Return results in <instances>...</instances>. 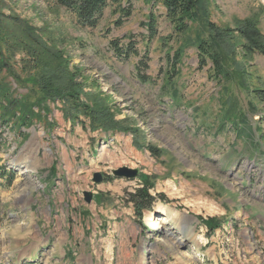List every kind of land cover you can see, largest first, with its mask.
<instances>
[{"label":"rangeland","instance_id":"rangeland-1","mask_svg":"<svg viewBox=\"0 0 264 264\" xmlns=\"http://www.w3.org/2000/svg\"><path fill=\"white\" fill-rule=\"evenodd\" d=\"M121 3L131 7L129 17L112 4L90 29L54 0L5 1L6 15L69 61L84 101L86 94L105 97L115 119L137 132L93 129L82 113L68 117L64 100H41L38 70L20 43L28 39L4 20L0 83L8 96L0 94V102L17 100L16 114L29 117L23 123L0 107V264H264V99L246 89L264 88V57L246 58L247 86L235 74L220 83L190 44L199 32L206 37L198 22L175 39L161 5ZM209 11L219 26L253 19L264 33V0H210ZM150 15L157 28L151 42L144 27ZM115 38L149 49L151 83L137 80V57L114 55ZM179 48L180 75L170 85L167 54ZM243 116L253 141L236 134ZM123 166L138 169V177L115 176ZM9 170L14 181L6 187ZM95 173L104 175L100 183ZM147 182L157 201L143 212V227L126 193ZM160 204L178 211V222L151 226L146 217H162Z\"/></svg>","mask_w":264,"mask_h":264},{"label":"trees","instance_id":"trees-1","mask_svg":"<svg viewBox=\"0 0 264 264\" xmlns=\"http://www.w3.org/2000/svg\"><path fill=\"white\" fill-rule=\"evenodd\" d=\"M6 0H0V76L2 70L7 66V62L3 57V43L6 44L5 38L2 36L4 20H12L15 25L24 33L27 41L21 40L24 49L30 60L34 63L38 72L35 77V83L39 85L41 92V100L57 99L64 100L68 105L67 115L71 119H78L80 114H84L89 119L90 125L93 129L102 128L103 130H124L132 131L136 134L137 130H133L131 126H126L124 121L115 119V113L112 106L109 105L105 97L86 94L87 100L84 101L82 96L84 94L83 86L76 81V74L72 73L68 68L69 61L66 60L60 51L50 47L47 43L40 39V36L31 27L24 24L17 16L6 15L3 12V7ZM132 0H129V3ZM151 4V6L161 5L164 9V14L167 21L171 25L172 37L180 38L185 33H188L193 23L198 22L200 30L206 32V37L202 36V32L196 34L195 39L190 43L197 49V56L201 68L207 67L211 63V71L214 77L220 83L231 79L235 74L240 82L247 86L245 77L249 75L246 71V58L254 55H261L264 57V33L258 27V23L253 19H246L240 21L235 28L229 26H219L210 19V0H144ZM56 5L65 8L75 19L77 25L82 28H96L102 20L105 10L112 4L119 3V10L123 17L131 15V7L125 6L121 0H54ZM116 11V10H114ZM116 24L121 25L122 20H117ZM147 28L146 41L151 42L157 35L156 19L153 15L149 16V20L144 23ZM123 38H115L110 41V49L122 61H128L132 57H137L135 64V76L137 80L142 83H151L153 76L148 73L150 68V53L149 49L140 52L138 49V42L130 38L127 42H123ZM149 46V45H148ZM242 55V60H238V55ZM183 50L179 48L175 51L173 56L167 54L170 68L166 72L168 84L173 85V80L180 75L179 64L182 59ZM57 61L59 64H52ZM232 65V66H231ZM234 72L232 71V69ZM248 93H252L255 99H264V88H246ZM4 88L0 83V94L7 98L8 93L3 91ZM171 99L176 100L178 93L172 91ZM253 103V102H252ZM17 100H4L0 102V107L4 110L5 115L13 113L14 119H19L26 122L29 115L25 113L16 114ZM255 108L253 113H256ZM245 116L239 118L236 134L240 138H246L253 141L254 131L249 127V123ZM264 119L260 115L259 122ZM224 126V125H223ZM138 145V142H136ZM153 155H159V150L147 145ZM12 170H9L11 173ZM5 186L9 187L14 181L13 172L7 178ZM152 184L148 182L142 186L136 187L132 191L126 193L127 200L135 209V215L141 222L143 212L151 210L153 204L157 201V196L150 192ZM162 201H166L164 196H160ZM200 219H202L200 217ZM214 218H208L204 222L211 225Z\"/></svg>","mask_w":264,"mask_h":264},{"label":"bare ground","instance_id":"bare-ground-1","mask_svg":"<svg viewBox=\"0 0 264 264\" xmlns=\"http://www.w3.org/2000/svg\"><path fill=\"white\" fill-rule=\"evenodd\" d=\"M27 169H28V171L30 170L29 168H27ZM158 208L163 212L162 217H158L157 219H151L150 216L146 217L151 226L157 227L160 225L161 222H166V223H169L171 221L178 222V220H179L178 211H176V210H174L168 206H165L164 204H160L158 206ZM177 229L182 232L183 226L180 225L179 223H177Z\"/></svg>","mask_w":264,"mask_h":264},{"label":"water","instance_id":"water-1","mask_svg":"<svg viewBox=\"0 0 264 264\" xmlns=\"http://www.w3.org/2000/svg\"><path fill=\"white\" fill-rule=\"evenodd\" d=\"M113 174L117 177H126V178H136L139 175V170L136 168H131L127 166L120 167L118 169L113 170ZM104 178V175L102 173H95L94 175V181L96 183H100ZM85 201L91 202L92 200V193L85 191L84 192Z\"/></svg>","mask_w":264,"mask_h":264}]
</instances>
